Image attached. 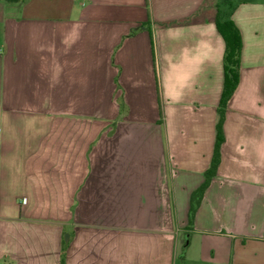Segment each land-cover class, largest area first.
Here are the masks:
<instances>
[{
  "label": "crops",
  "instance_id": "1",
  "mask_svg": "<svg viewBox=\"0 0 264 264\" xmlns=\"http://www.w3.org/2000/svg\"><path fill=\"white\" fill-rule=\"evenodd\" d=\"M204 0H0V261L264 264V0H236L238 83L219 163L224 44ZM24 201L22 202V200Z\"/></svg>",
  "mask_w": 264,
  "mask_h": 264
},
{
  "label": "trees",
  "instance_id": "2",
  "mask_svg": "<svg viewBox=\"0 0 264 264\" xmlns=\"http://www.w3.org/2000/svg\"><path fill=\"white\" fill-rule=\"evenodd\" d=\"M7 2H16L18 0H3ZM237 4L236 0H204L196 13L186 19L174 21L172 23H161L159 26H169L178 24H187L192 22L211 21L224 44L222 56L223 80L220 96L216 105L215 137L212 147L211 158L208 167L203 172L202 182L190 193L189 208L187 215V224L191 225L194 212L199 205L202 194L209 184L211 177L215 174L219 163V147L223 142L222 124L225 115L227 102L235 90L239 78V55L241 48V37L239 30L231 19V13ZM63 227L60 240V261L59 264H65L64 254L69 244L72 232L65 231Z\"/></svg>",
  "mask_w": 264,
  "mask_h": 264
},
{
  "label": "built area",
  "instance_id": "3",
  "mask_svg": "<svg viewBox=\"0 0 264 264\" xmlns=\"http://www.w3.org/2000/svg\"><path fill=\"white\" fill-rule=\"evenodd\" d=\"M24 201V199L22 200V202ZM0 264H3L1 261H0Z\"/></svg>",
  "mask_w": 264,
  "mask_h": 264
}]
</instances>
